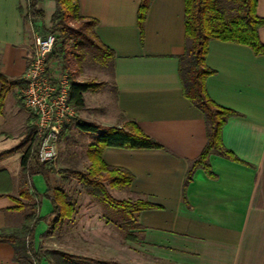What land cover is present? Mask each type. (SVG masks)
Returning a JSON list of instances; mask_svg holds the SVG:
<instances>
[{
    "label": "crops",
    "instance_id": "0c3cea01",
    "mask_svg": "<svg viewBox=\"0 0 264 264\" xmlns=\"http://www.w3.org/2000/svg\"><path fill=\"white\" fill-rule=\"evenodd\" d=\"M139 1L78 0V5L81 15L96 19L98 39L113 51L111 104L107 113L103 111L107 115L103 125L130 119L163 146H108L102 153L107 165L131 175L128 186H117L118 190L129 200H144L150 206L133 213L122 236L115 223L121 225L105 210L76 208V249H82L85 238L80 234L86 231L101 235L97 241L92 236L93 250L113 248L123 259H137L136 264H264V54L239 42L209 41L205 61L213 73L206 78L207 92L217 104L235 111L221 128L222 143L231 155L210 153V171L196 167L184 187L188 166L206 142L203 114L183 95L178 73V56L185 47L184 0H151L141 35ZM37 6L43 19L28 22L26 0H0V72L7 77H22L32 58L34 37L42 25L51 24L55 0H41ZM255 11L264 18V0H256ZM258 36L264 43V24ZM89 91L83 93L84 105L77 111L88 108ZM19 96L20 88L10 90L0 111V151L23 136L28 113L14 115ZM72 123L59 139L58 151ZM87 150L85 146V154ZM20 156L18 151L0 160V228L23 222L26 211L20 215L21 210L14 208L17 200L24 199L19 194L21 182L35 187L38 194L45 189L40 174L19 180ZM10 157L17 160L13 171L7 166ZM41 204L50 206L43 197L39 215ZM46 226V221L36 225L34 245ZM26 242L0 238V264H33Z\"/></svg>",
    "mask_w": 264,
    "mask_h": 264
},
{
    "label": "trees",
    "instance_id": "16d2710c",
    "mask_svg": "<svg viewBox=\"0 0 264 264\" xmlns=\"http://www.w3.org/2000/svg\"><path fill=\"white\" fill-rule=\"evenodd\" d=\"M39 1L41 0H26L24 12L26 21L43 19V11L37 6ZM150 2L151 0L139 1L137 25L140 35ZM255 7L256 0H184L185 47L183 53L178 56L179 79L183 95L201 110L206 129V142L199 155L188 166L184 187L190 181L196 167L201 166L210 171L208 166L210 153L231 155L222 143L221 128L227 117L234 115L235 111L217 104L209 96L206 78L213 73V69L207 66L205 58L211 39L243 43L255 54H264V43L258 36V28L264 24V18L256 14ZM50 22L49 27L44 25L40 27L43 33L51 32L55 36L53 51L46 62L47 69L48 63L52 59H57L59 54L62 53L65 57L67 46L74 50L72 54L79 62L85 57H90L101 65L112 67L113 51L98 39L95 32L96 19L80 14L78 0H55V10ZM102 84L103 82L93 80L76 81L69 77V95L73 106L82 107L83 93L97 89ZM25 85L23 77L10 78L0 72V111L7 93L13 88L21 89ZM17 104L23 106L21 96L17 98ZM29 122L30 117L25 122L23 137L19 142L0 151V160L20 151V171L27 176L40 174L43 177L45 189L42 196L49 200L50 210L44 215L32 210L27 212L19 226L0 228V238L26 240L29 259L33 264H119L116 260L86 257L56 248L35 247L33 240L36 225L44 220L47 222L44 234L55 230L62 221L71 216L74 204L65 192L50 182L49 174L54 172V167L51 162L38 160L39 139L34 136L33 125ZM72 122L81 130L95 132L97 139L87 150L90 159L87 171L74 169L67 171L79 180L89 194L107 201L112 207L128 210L129 218L133 220L134 212L150 204L144 200H119L110 195L104 181L113 186H128L131 175L128 171L107 165L102 159L103 150L108 146L162 148V144L143 132L130 119H125L121 125H103L74 116ZM19 194L28 202L18 200L14 208L22 209L25 206L35 208L40 205L35 187L21 189Z\"/></svg>",
    "mask_w": 264,
    "mask_h": 264
},
{
    "label": "rangeland",
    "instance_id": "374dc122",
    "mask_svg": "<svg viewBox=\"0 0 264 264\" xmlns=\"http://www.w3.org/2000/svg\"><path fill=\"white\" fill-rule=\"evenodd\" d=\"M41 34H43V32H41ZM73 51L74 50H72L70 46H67L65 57L61 53L57 59H52L48 63V71L51 75H57L62 71H66L68 76L74 80H93L96 82H103L102 86L88 92L86 96L88 108L81 112L77 111V108H75V116L77 118L103 124L102 120L107 116H103V111L107 113V111L110 110L111 104L109 101L112 96L110 92L112 86L111 69L109 65H101L98 62L92 60L90 57H85L81 62H79L77 57L72 54ZM12 106L14 105L12 104ZM93 106L101 107L102 109H95ZM23 107L24 109L19 106L18 112L14 115H26V113H28V117H30L29 112L27 111L24 104ZM71 127L72 128L68 137L64 138V140H62V142L59 144L57 157L51 162V164L54 167V178L52 184L67 194L70 201L74 204V211L71 216L62 221L60 226L55 228V230L50 231L47 234H44L43 232L38 240V244L35 245V247L44 249L56 248L66 252L69 250L70 252L72 251L73 254L81 253L85 255H91L92 253H97V259L116 260L119 262V264H136L137 259H123L122 254L119 253L121 251L115 252L113 248L107 249L103 252L96 249L93 250L92 248H94L96 244H94L92 236L94 237V240L97 241L100 239L101 235L88 234L86 231H84L82 235L80 234L82 238H85L84 242H80L79 248L82 249H76V223L74 216L76 208H83V206H87L88 208L94 206L96 209H100L103 212L105 210L106 215L108 214L111 219H114L121 225L119 226L115 223L121 236L124 234V228L129 225V221L131 219L129 218L128 210L121 207H112L107 201L102 200L99 197H88L87 190L82 186L79 180L74 175L69 174L67 171L69 169L87 171L90 165V159L88 155L85 154L84 148L85 146L89 147V143L91 141L95 142L97 139V134L95 132L81 130L75 122L72 123ZM7 166L11 171H13V169H15L17 166L16 158L10 157L7 162ZM19 175V180L21 181L22 179L27 178V175L21 171ZM20 184L21 186H19V191L24 188H29L27 182H21ZM104 184L107 186V189H110L111 195L116 199L129 200L127 193L123 192L122 190H118L117 186H112L107 181H104ZM42 198V194L37 195L38 201L41 202ZM87 199H90L91 201H87ZM19 201H25L26 203L28 202V200L25 198L19 199ZM46 201L47 200H43L42 203H45ZM41 205V214L44 215L50 210V206L48 209H46L45 205ZM18 210H21L18 212L20 215H22L24 211H26V213L30 212L31 210L39 212V206L35 208L25 206ZM42 224L38 226L37 230L42 228ZM110 237L114 238L115 241L117 239L116 235H111ZM111 244H114V242ZM86 247L88 248L86 249Z\"/></svg>",
    "mask_w": 264,
    "mask_h": 264
},
{
    "label": "built area",
    "instance_id": "2783aa9c",
    "mask_svg": "<svg viewBox=\"0 0 264 264\" xmlns=\"http://www.w3.org/2000/svg\"><path fill=\"white\" fill-rule=\"evenodd\" d=\"M54 39L51 32L34 37L32 58L22 73L26 85L20 89L34 136L39 139L40 162H52L57 157L59 139L76 114L70 100L67 72L51 75L46 67Z\"/></svg>",
    "mask_w": 264,
    "mask_h": 264
},
{
    "label": "water",
    "instance_id": "95a60500",
    "mask_svg": "<svg viewBox=\"0 0 264 264\" xmlns=\"http://www.w3.org/2000/svg\"><path fill=\"white\" fill-rule=\"evenodd\" d=\"M52 51H53V49H52Z\"/></svg>",
    "mask_w": 264,
    "mask_h": 264
}]
</instances>
